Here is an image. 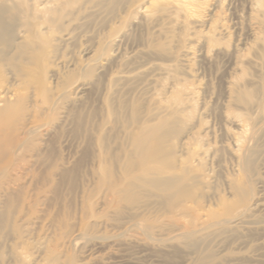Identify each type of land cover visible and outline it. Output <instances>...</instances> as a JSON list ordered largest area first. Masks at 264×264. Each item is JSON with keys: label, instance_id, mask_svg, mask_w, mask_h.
Wrapping results in <instances>:
<instances>
[{"label": "rangeland", "instance_id": "1", "mask_svg": "<svg viewBox=\"0 0 264 264\" xmlns=\"http://www.w3.org/2000/svg\"><path fill=\"white\" fill-rule=\"evenodd\" d=\"M184 1L79 0L44 40L25 11L8 15L0 47L27 33L36 49H11L0 84L15 71L39 108L19 178L1 188L0 264H57L33 248L44 232L67 264H264V0H198L197 13ZM160 122L172 170L163 156L143 171L138 141ZM198 140L189 210L176 213L156 184L185 174ZM229 205L242 211L231 222Z\"/></svg>", "mask_w": 264, "mask_h": 264}, {"label": "bare ground", "instance_id": "2", "mask_svg": "<svg viewBox=\"0 0 264 264\" xmlns=\"http://www.w3.org/2000/svg\"><path fill=\"white\" fill-rule=\"evenodd\" d=\"M77 1H79V0H33V2H30V0H0V43H1V41L5 40V36H7L11 30V24L8 23V18L10 15H12L14 13H18L19 11L20 12L25 11L26 23L29 24L32 28H34L33 29L34 33H35V35H37L38 39L44 40V38L50 37V35H52L55 32V30L53 29V26H48V27H46L47 30H44L43 25H45L47 23L48 24L51 23L53 25V23H56L57 20L62 16V13L69 6L77 3ZM196 1H198V0L184 1L183 2L184 3V5H183L184 9L187 12H194L195 10L192 11V8H190V5H193V3H196ZM203 1L204 2L199 3L200 6H202L201 4H203V5L205 3L207 4V2H205L207 0H203ZM196 6L199 7V5H196ZM195 12L197 13V11H195ZM195 15L197 16V14H195ZM200 17H201V15H200ZM15 28H16V24H14L12 26V29H15ZM59 28L60 29L58 30V32H61L63 29H62V27H59ZM56 31H57V29H56ZM71 33L72 32H70V34ZM20 36L22 39L18 42H15L14 40H11V39H10V41L6 42V48H7L6 50L5 49L3 50V48L0 47V55H1L0 56V64L1 65L7 64V57L5 55H10L9 53H10L11 49H13V48L15 50H17L18 55H22L26 49H31L33 51L36 49V45H35L36 43H34L30 39V37H29L30 35H28L27 33H23ZM69 38L71 39V37H69ZM69 38H66L65 40H69ZM210 41L212 42V41H216V40L212 38V39H210ZM46 46H51V45L49 43H47ZM102 48H104V46ZM91 51L86 50V52H91ZM207 63H209V62H207ZM56 66H57V64H56ZM104 71L105 72L108 71V67H105ZM8 74H10L11 79L9 81L4 82L6 84H3V83L0 84V215L4 214L6 212L5 207H6V205H8L7 203H9V198L7 197V194L2 192L1 188H4L5 179L8 175H10L11 172H13V174H14L13 181H17L19 178V175H18L19 170L18 169L21 168L20 167V165H21V157L20 156H21V153H22V150H23L25 143L28 141V136L33 134L37 130L36 112L38 111V108H39L38 104L36 103V100L32 99L35 96V93L31 94V96H29L28 100H27V97H25L24 95L21 94V89H20L21 82L18 78V74L11 69H9ZM71 88H73V87H71ZM61 93H63V92L61 91ZM61 93H59V94L61 95ZM29 99H31V100H29ZM27 102H28V105H26ZM29 102H30V104H29ZM161 109H163V108H161ZM171 115H172V113H171ZM165 122H166V120H165ZM167 122H168V120H167ZM165 125H166L165 123L160 122V124L153 126V128H151L148 131V133L141 135V137L138 141L137 151L141 156V167H142L143 171H148V170H152V169L157 170V167L155 165L164 156L162 149H161V142L164 141V139L166 137H165V133H162L161 131L163 129H165ZM152 135H157L155 142H153V143L151 142ZM193 137H195V136H193ZM199 137L201 138L203 136L200 135V136H198V138ZM248 138H250V137H248ZM236 141L238 143V141H239L238 138ZM200 146H201V140L200 141L198 140L195 144L192 145V148H190V150L188 152V156H185L186 160L185 161L182 160L185 163L189 161V165L188 166L186 165L184 167L185 174L183 176L178 175V174L175 175L173 173V175L170 174V175L166 176L165 179L161 180L159 183L156 184L157 186L161 187L166 192L168 199H169V202H170L171 209L174 210V212H176V213H180V214L186 213L187 209L189 208L187 206V202L190 200L191 193H190V189L188 188V186L184 185V179L185 180L187 179L186 178L188 175L187 171H189V168L191 170V169H194L198 166V165L194 164L196 162L194 155L197 154V149ZM246 152H247V150H246ZM189 156L192 158H189V160H187ZM164 157L166 158L165 163H164V168H165L166 172H169L170 170H172L171 158L169 157V155H165ZM239 158L240 159L238 161V164H239L240 168L242 169L243 172L247 171L248 168L250 167V164H251V157H250L249 153L243 154ZM198 160L200 161V159H198ZM238 177H240V176H238ZM22 178H24V177H22ZM238 179H240V178H238ZM13 188H14V186H13ZM239 189L243 190V187L240 186ZM132 192H134V191H132ZM242 200H244V198H242ZM18 207H20V206H18ZM232 207H233L232 205H229V207L227 208V211H226V213L230 216L228 222H231L235 217H237L238 214H241V212H242V211H238L237 209L233 212ZM199 211H200V209H199ZM190 212H191V209H190ZM190 215H192V214H190ZM194 216H193V218H194ZM204 216H206V215L204 214ZM213 216H215V215H213ZM182 217H184V216H182ZM193 218L190 217L188 221L193 222L195 220L194 219L193 221H191V219H193ZM197 218H198V216H197ZM35 219H37V217ZM225 219H227V218H224V220ZM197 220L198 219H196V221ZM198 221H200V220H198ZM233 221H235V220H233ZM215 222H218V221L216 220ZM218 223H220V222H218ZM32 224H34V222ZM216 225H217V223H216ZM27 226H29V225H27ZM50 226H52V225L48 223L49 228H50ZM198 227H197V229H198ZM124 229H126V228H124ZM82 234L84 235L86 233L83 232ZM47 236L48 235L45 232L43 234H37L35 237V245L33 248H36V250H38V249L45 250L46 254H47L45 259L50 263L67 264V262L64 259L63 260L61 259V256L59 255V251L57 250L56 246L51 247L52 244H50V242L47 240ZM80 236H82V235H80ZM90 237L91 236H89V238ZM104 237H105V235H104ZM71 242H73V241L71 240ZM96 257H98V255H96V253H92L90 255L89 261L93 260V258H96ZM89 261L87 263H89ZM71 262H72V260H71ZM19 263L20 264H29L27 261V257H25V256H21V261L19 260Z\"/></svg>", "mask_w": 264, "mask_h": 264}]
</instances>
